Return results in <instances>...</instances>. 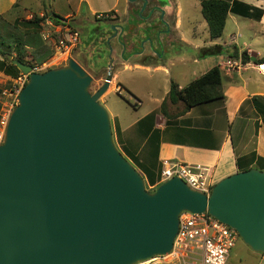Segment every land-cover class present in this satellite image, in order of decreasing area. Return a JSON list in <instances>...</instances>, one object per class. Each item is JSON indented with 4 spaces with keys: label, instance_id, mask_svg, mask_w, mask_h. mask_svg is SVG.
I'll return each instance as SVG.
<instances>
[{
    "label": "water",
    "instance_id": "water-1",
    "mask_svg": "<svg viewBox=\"0 0 264 264\" xmlns=\"http://www.w3.org/2000/svg\"><path fill=\"white\" fill-rule=\"evenodd\" d=\"M7 61L28 81L0 145V264H140L171 251L183 212H207L264 255V171L226 177L208 195L178 178L149 193L99 103L111 58L94 94L73 59L43 73Z\"/></svg>",
    "mask_w": 264,
    "mask_h": 264
},
{
    "label": "crops",
    "instance_id": "crops-1",
    "mask_svg": "<svg viewBox=\"0 0 264 264\" xmlns=\"http://www.w3.org/2000/svg\"><path fill=\"white\" fill-rule=\"evenodd\" d=\"M90 1L67 0L70 9L62 12L57 0H52L46 6V13L77 22L87 15L95 18L98 14L93 7L99 5L98 1L113 9L107 19L120 23L122 34L110 39L107 56L100 53L96 64L105 59L108 64L111 58L112 79L107 91L120 89L119 94L125 92L128 101L135 97L130 111L133 115H127L128 122L124 125L117 112L107 108L122 155L138 159L139 164L153 161L158 173L165 160L208 167L214 184L236 173L258 169L259 160L264 161V64L254 62L264 58V0H230L222 36L210 40L207 28V37L202 42L197 41L196 32L191 38L178 34L181 11L178 0ZM195 1L200 10L201 0ZM44 5V0H0V17L4 22H15L40 13ZM120 38L125 41L120 42ZM212 46L222 47L223 53L203 57L201 50ZM86 47L82 43V48ZM234 48L238 54L246 52L250 57L248 63H241L238 72L225 67L226 61L233 59L230 56ZM214 67L220 71L223 100L191 108L182 115L179 114L183 110L181 103L169 104L167 116L160 113L171 82L183 88ZM123 73L127 78L120 79ZM135 80L144 84L153 82L163 91L165 85L168 87L160 98L146 93L144 102L133 94L131 84ZM113 82L116 85L110 88ZM158 181L159 177L157 184ZM232 251L225 264L236 256ZM253 254L259 256L258 264H264L263 254Z\"/></svg>",
    "mask_w": 264,
    "mask_h": 264
},
{
    "label": "rangeland",
    "instance_id": "rangeland-1",
    "mask_svg": "<svg viewBox=\"0 0 264 264\" xmlns=\"http://www.w3.org/2000/svg\"><path fill=\"white\" fill-rule=\"evenodd\" d=\"M90 2L93 3L95 2V0H91ZM98 2L99 5L97 7H93V9L96 12L95 14L101 15L102 18L96 19L93 16L90 17L87 15L86 17H83V19L78 20L77 22H74L71 19L70 20L66 19L70 23L71 28L75 31H78L79 33V44L75 47L74 50H72L69 53L68 56L55 55L54 44L56 43V38H53L54 42L53 41H50L49 43L45 42L50 47H53L54 50L52 58L46 62L49 63V65L51 66L48 70L64 67L66 66L67 61L69 59H73L92 78V83L89 87V92L91 94H94L101 87L107 74V59L103 60L100 63L98 62V64H96L97 58L99 57L100 53L103 55V57L107 56V49L109 46L110 39L115 35V32L117 34L116 29H118V27H116L118 24L116 20L111 21L107 19L113 12V9L112 10L109 9L110 5L104 1H98ZM178 2H179L178 6H181V11L178 14V18L180 20V25L178 27V34H182L185 38H191L193 33L196 32L199 36L197 37V41L202 42V39L204 37H207V25L200 15L199 6H196L195 0H178ZM48 3L52 4V0H44V4H45L44 10L41 11L40 13L31 14V16L27 18L25 17L19 18L17 19V21L11 23L4 22L6 23L7 27L5 29H2L0 32L2 33V35L7 36L6 34L14 32L11 25H14L17 22L21 24L27 20H31L32 16L42 18V16L46 13V6L48 5ZM57 4L61 6L62 12H68V10L70 9L67 0H57ZM120 6L121 5H119V8ZM32 11H36V9H32ZM86 11H87L86 8H84L83 12L85 14ZM112 28H114V30H112ZM149 30H153V29L149 28ZM120 34L122 33L120 32ZM90 36H92V38L88 40ZM54 37L56 36L54 35ZM123 41L125 40L123 38H120V42ZM82 43H86L87 47L82 48ZM26 59L28 61L30 60L29 58ZM175 68L176 67H174L172 71H174ZM11 69L12 70L10 71H2V72L0 71V108L2 107V104H5V102L9 100V96L8 95L3 96L2 93L3 92L8 93L10 87L15 85V83H17L19 78L21 77L20 71L19 73H17L13 68ZM124 78H127V74L123 73L120 79H124ZM155 80L158 82V78H156ZM115 85L116 83L113 82L110 88L114 87ZM131 86L133 88L132 90L135 92L133 94L137 96L136 99L144 100L145 102L147 100L146 93L151 92L153 97L160 98L163 95V93L167 90L168 84L165 85L164 91L161 86L160 88L156 87L153 84V82H150L149 84V81H147V83L145 82L144 84L142 83V81L140 82L138 80H135V82H133ZM102 99H104L103 101H105L104 103L105 105L101 103ZM127 99H128V95L125 92L119 94L114 89V91H110V92L106 91V93L99 98V103L104 107L106 111L107 108L113 109L114 112L116 111L118 116L120 117L121 124L124 125L125 122H128L127 115H133L130 111H133L132 105H134L133 102L135 97L133 96V99H129L130 101H128ZM111 132H112L113 143L117 148V150L119 151L120 146L116 135H114L112 128H111ZM136 170L140 173V170L138 169ZM158 172L159 171L156 168L154 170V173L157 179L159 177ZM140 175L142 176L141 173ZM144 183H145V189L149 193H152L154 189L158 186L157 185L156 187H149L145 179H144ZM253 253L254 252H251V250H249L243 244V242L239 239V237H237L232 251V254H236V256L232 257L227 264H258L257 257L259 256H256V254Z\"/></svg>",
    "mask_w": 264,
    "mask_h": 264
},
{
    "label": "built area",
    "instance_id": "built-area-1",
    "mask_svg": "<svg viewBox=\"0 0 264 264\" xmlns=\"http://www.w3.org/2000/svg\"><path fill=\"white\" fill-rule=\"evenodd\" d=\"M95 18L102 17L96 15ZM43 24L45 30L41 33V39L49 43L56 38L55 55L68 56L79 44V33L71 28L67 20L59 21V24L55 25L51 19H45ZM241 66L239 60L228 59L225 63L227 70L232 72H238ZM50 67L49 63H44L30 68L31 73H43ZM27 81L28 74L21 73L18 82L10 87L9 92L2 93L3 96L8 95L9 100L0 108V145L4 141L10 115L17 106L19 93ZM116 91L121 92L120 89ZM172 178H178L190 189L206 195L214 185L212 172L208 167L162 161L158 185ZM237 237L234 230L218 222L207 212L202 214L183 212L178 219V229L171 251L165 255L154 256L140 264H225Z\"/></svg>",
    "mask_w": 264,
    "mask_h": 264
},
{
    "label": "trees",
    "instance_id": "trees-1",
    "mask_svg": "<svg viewBox=\"0 0 264 264\" xmlns=\"http://www.w3.org/2000/svg\"><path fill=\"white\" fill-rule=\"evenodd\" d=\"M229 1L230 0L200 1L201 16L207 24L210 40H216L222 36L226 16L230 10ZM45 19H51L55 25L59 24V21L64 20L53 13L51 16L45 13L42 18L32 16L31 20H27L21 24L17 22L11 25L14 32L6 34L7 36L2 35L0 32L1 72L10 71L12 70L11 68H13L15 72L19 73V70L10 61H7V56H11V58L13 57L12 59L30 67L40 66L52 58L54 53L53 47H50L41 39ZM6 27V23H4L3 18L0 17V31ZM222 53L223 48L220 46H212L201 50L203 57L219 56ZM230 57L233 59H240L241 63L244 64L248 63L250 60L246 52L238 54L235 48ZM26 58L30 60L28 61ZM254 64H264V58L256 60ZM223 99L220 71L218 67H214L183 88H179L175 83L171 82L166 99L162 102L159 111L164 116H167V105L181 103L183 105V110L179 112V114L182 115L191 108ZM123 157L129 161L135 169L140 170V173L149 187H156L158 185L154 173L156 166L153 161H146L143 162V164H139L138 159H127V156ZM145 164H147V166ZM256 168L264 171V161L259 160Z\"/></svg>",
    "mask_w": 264,
    "mask_h": 264
},
{
    "label": "flooded vegetation",
    "instance_id": "flooded-vegetation-1",
    "mask_svg": "<svg viewBox=\"0 0 264 264\" xmlns=\"http://www.w3.org/2000/svg\"><path fill=\"white\" fill-rule=\"evenodd\" d=\"M116 27H118V29H116L117 34H116V32H115V36H118V35H120V32H121V28H122V26L120 25V23H118ZM119 27H120V28H119ZM112 35H113V34H112Z\"/></svg>",
    "mask_w": 264,
    "mask_h": 264
}]
</instances>
